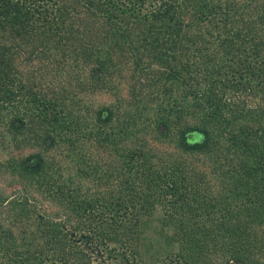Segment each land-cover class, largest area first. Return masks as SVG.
I'll list each match as a JSON object with an SVG mask.
<instances>
[{
  "label": "trees",
  "instance_id": "1",
  "mask_svg": "<svg viewBox=\"0 0 264 264\" xmlns=\"http://www.w3.org/2000/svg\"><path fill=\"white\" fill-rule=\"evenodd\" d=\"M0 155V264H264V0H0Z\"/></svg>",
  "mask_w": 264,
  "mask_h": 264
},
{
  "label": "rangeland",
  "instance_id": "2",
  "mask_svg": "<svg viewBox=\"0 0 264 264\" xmlns=\"http://www.w3.org/2000/svg\"><path fill=\"white\" fill-rule=\"evenodd\" d=\"M101 99H106V96H103V97H100ZM0 160H1V155H0ZM4 181V179L2 178V177H0V191H2V189H3V186L1 185V183ZM5 187H7V186H5ZM5 193V192H4ZM1 195H3V194H1ZM155 224V222H153L152 224H151V222H150V226H152V225H154Z\"/></svg>",
  "mask_w": 264,
  "mask_h": 264
}]
</instances>
